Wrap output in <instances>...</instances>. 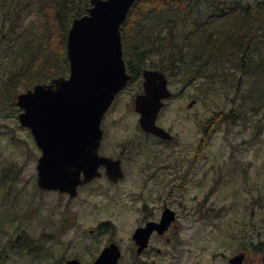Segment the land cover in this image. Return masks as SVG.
<instances>
[{
  "label": "rangeland",
  "instance_id": "rangeland-1",
  "mask_svg": "<svg viewBox=\"0 0 264 264\" xmlns=\"http://www.w3.org/2000/svg\"><path fill=\"white\" fill-rule=\"evenodd\" d=\"M36 3L25 6L17 29L19 43L21 41L26 47L25 54H18L17 57L7 55L3 51L7 36L3 38L4 44L0 45V91L10 73L32 61V52L39 53L46 45L45 25ZM203 3L201 7L206 11ZM245 3L256 8L264 4V0H245ZM200 16L203 15L194 14L185 22L184 29L181 27L182 36L177 40L183 42L185 29H192L196 19L201 21ZM14 26L15 21L11 24L12 30ZM218 32L225 34V28L218 26ZM166 33L167 29L163 30V34ZM259 39L255 45L258 48L254 51L257 57L264 55V34ZM176 53L179 55L177 50ZM189 54V47H186V57ZM224 69L227 71L224 72ZM232 69L235 71L232 62L226 67H211L210 72L216 75L201 73L198 80L189 82L191 80L185 75V66L182 65L181 72H176L175 77L170 79L175 95L169 100L162 117L163 123L178 134V139L170 146L155 147L158 148L157 153H175L191 158L198 147L201 127L208 119L216 112L234 110L238 117L233 122L226 120L217 126L193 171L192 175L198 178H192L184 195L187 202H196L197 197L202 198L208 187L215 184L217 188L210 194L209 200L218 213L215 227L219 231L215 232L214 237L221 238L229 233L233 236L230 243L235 244L241 235H245L250 243L264 244V75L260 82L248 75L240 79L243 74L235 71L234 75ZM138 89L139 82H133L122 99L131 104ZM193 99H197V106L186 109ZM13 101L10 105L3 94L0 96V264H62V258L79 253L90 257V247L82 248L76 237L80 223L89 228L95 225L97 219H111L120 225V234L128 233L122 224L130 213L131 198L126 185L130 180H135L133 174L124 182L122 189L108 191L109 188H87L84 191L85 201L74 203L80 219L74 222L73 227L66 229L63 221L64 198L58 193H40L37 162L41 151L30 129L20 124L21 110ZM128 108L129 105L124 108L119 105L116 122L131 133L134 126L130 124L135 121V115L132 113V117L128 116ZM174 161L175 158L172 163ZM164 162L163 156L158 157L155 166L169 175L172 169H164ZM37 198L42 199L39 206ZM25 222L28 224L23 225ZM28 226L34 241L23 245L19 236L22 228ZM50 233L53 235L50 236ZM70 239H73L71 248H65L64 243ZM219 243L223 244L224 241L218 239L216 244ZM49 245L52 247L50 250L32 249ZM38 251L41 253L38 254Z\"/></svg>",
  "mask_w": 264,
  "mask_h": 264
},
{
  "label": "flooded vegetation",
  "instance_id": "flooded-vegetation-1",
  "mask_svg": "<svg viewBox=\"0 0 264 264\" xmlns=\"http://www.w3.org/2000/svg\"><path fill=\"white\" fill-rule=\"evenodd\" d=\"M167 20L169 18L158 20L156 17L154 21L163 22H160L157 30L153 28L156 32L153 29L150 30L148 44L156 38L157 33L163 34L165 29L168 33L171 27L168 26ZM180 25L179 30H182L181 27L184 29V25L182 23ZM148 47L150 48V46ZM150 51V56L145 58V66L138 70V74L134 75L129 72L131 74L130 80L116 95L102 119L103 137L99 147V155L112 158L116 162L113 164L112 161L109 164L108 162L101 163L99 166L101 174L87 183L80 184L75 195L59 190L41 189L40 192L44 195L46 193L61 194L65 200L63 221L66 229H69L74 226L75 221L80 219L77 217L78 211L74 208V203L85 201L84 191L87 188L92 186L99 189L109 188L108 191L122 189L124 182L133 174L135 180H130L129 185L128 182L126 185L129 187L128 193H130L131 198L130 210L128 209L130 213L128 219L122 224L123 229L127 230L128 233L120 234V225L111 219H97L95 225L89 228L80 223L77 225L76 237L79 238L82 248L90 247L91 256L85 257L80 253L75 254L70 258H62V264H66L70 259H78L85 264H93L102 252L112 245L118 247L116 250L119 257L116 264H264V244L250 243L245 235H241L235 244L230 243L233 236L229 233L221 238L214 237L215 232L219 231L215 227L218 213L215 206L209 203V200L210 194L217 188L215 184L208 187L202 198L197 197L196 202H187L185 199L184 193L189 189L188 183L192 181V178H198L192 175L197 167V161L204 155L203 151L217 131V126L221 123L217 124L216 122L217 112L201 127V137L193 157L187 158V156H178L175 153L161 154L156 152L158 148L155 146H170L178 139V134L162 121L168 102L175 95L170 79L171 77L174 78L176 74L154 67L153 63L161 62V54L160 52L156 53L158 51L152 48ZM124 57L126 60L125 50ZM211 67L213 66L211 65L209 68ZM146 69L159 70L168 79L167 85L173 94L163 99L164 106L158 112L157 124L170 132L171 138L165 139L153 132L144 130L140 125L141 114L136 109L135 100L138 95L144 93V70ZM201 73H203L202 70H196L185 75L191 80L189 82H194L199 79ZM133 82H139V89L130 104L122 98ZM119 105H122L123 108L125 105H129L127 115L131 117L132 113L135 115L137 124L134 125L135 121L130 124V126H134L131 133L125 131V126L121 128L116 122V112ZM195 106H197V99H193L186 109H192ZM183 108L185 109V107ZM38 148L40 149L39 146ZM40 151L42 154L41 149ZM162 156L165 160L163 168L172 169L169 175L155 166V159ZM174 158L176 161L172 163ZM112 165L116 171H120L118 166L122 168L123 175L118 179L109 175ZM81 176L84 177L83 172ZM41 200H38V206ZM26 224L28 223L25 222L23 225ZM146 229H149L147 241L140 249L141 243L138 242L137 236L141 233L140 230L146 232ZM49 235L52 236L53 234L50 233ZM19 238H21L23 245L34 241V238L31 239L29 234V226L22 228ZM218 239H222L224 243L216 244ZM72 241L73 239L67 240V243H64L65 248H71ZM51 248L50 245L48 247H32L33 250L39 251L50 250ZM39 251L38 254L41 253Z\"/></svg>",
  "mask_w": 264,
  "mask_h": 264
},
{
  "label": "water",
  "instance_id": "water-1",
  "mask_svg": "<svg viewBox=\"0 0 264 264\" xmlns=\"http://www.w3.org/2000/svg\"><path fill=\"white\" fill-rule=\"evenodd\" d=\"M136 1L90 0L87 13L73 20L68 33L70 74L36 83L13 101L21 109L20 124L31 130L42 150L37 165L40 188L75 195L80 184L101 174V163L116 162L99 155L101 123L131 78L124 59L121 27ZM144 78V93L135 100L140 125L165 139L171 138V133L157 124L163 99L173 94L168 79L161 71L151 69L144 70ZM118 169L121 171V166ZM120 171L112 165L109 175L118 179L123 175ZM140 231L137 239L141 249L149 229ZM116 249V245L106 248L93 264H116ZM66 264L85 263L70 259Z\"/></svg>",
  "mask_w": 264,
  "mask_h": 264
},
{
  "label": "trees",
  "instance_id": "trees-1",
  "mask_svg": "<svg viewBox=\"0 0 264 264\" xmlns=\"http://www.w3.org/2000/svg\"><path fill=\"white\" fill-rule=\"evenodd\" d=\"M205 1L137 0L121 28L128 71L134 75L138 74V70L145 66V58L150 56L152 48L161 54V62L153 63V66L166 72L176 74L181 72L184 65L186 73L202 70L206 75H216L215 72H210L211 65L220 68L232 62L235 71L243 74L240 79L248 75L254 76V79L260 82L264 75V55L257 57L254 51L258 48V45H255L260 40L259 36L264 34V4L254 8L246 5L245 0ZM33 3L36 2L0 0V45L4 44L3 38L7 36L3 51L9 56L17 57L18 54L24 55L26 52V47L21 41L19 43L20 36L16 34L22 21L23 9ZM202 3L206 5L207 12L201 7ZM36 4L43 17L47 42L39 53L32 52V61L21 69L12 71L2 85L0 96L3 94L10 105L23 89L69 73L68 33L73 20L86 14L91 6L90 0H38ZM194 14L203 15L200 18L204 20L196 19L192 29H185L184 40L180 42L177 40V36H182L183 32L179 30L180 23L185 25ZM156 17L158 20L169 18L167 24L171 29L166 34L157 33L156 38L148 44L150 30H157L160 22H163L154 21ZM14 21L12 30L11 24ZM218 26L225 28V34L218 32ZM14 43H19L17 50V44ZM186 47L190 50L188 57L185 55ZM235 71L232 69L231 72L236 75ZM256 90L257 86L253 89V97ZM259 91H262L261 88ZM233 111L217 112V124L226 120L235 121L238 115Z\"/></svg>",
  "mask_w": 264,
  "mask_h": 264
}]
</instances>
